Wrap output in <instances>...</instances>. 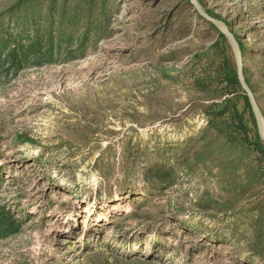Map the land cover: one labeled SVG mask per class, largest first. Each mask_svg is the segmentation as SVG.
Returning a JSON list of instances; mask_svg holds the SVG:
<instances>
[{"label": "rangeland", "instance_id": "374dc122", "mask_svg": "<svg viewBox=\"0 0 264 264\" xmlns=\"http://www.w3.org/2000/svg\"><path fill=\"white\" fill-rule=\"evenodd\" d=\"M14 2L0 36L45 29L20 67L0 50V209L17 220L0 264H264V156L229 139L238 115L254 128L220 29L188 0ZM198 2L264 115V0Z\"/></svg>", "mask_w": 264, "mask_h": 264}, {"label": "trees", "instance_id": "16d2710c", "mask_svg": "<svg viewBox=\"0 0 264 264\" xmlns=\"http://www.w3.org/2000/svg\"><path fill=\"white\" fill-rule=\"evenodd\" d=\"M32 0H15L14 4L8 9L7 12H11L13 10H17L20 9L22 7H24L25 5L29 4ZM201 2V0H199ZM187 2V0H186ZM188 3V2H187ZM206 12L208 14H210L211 16L214 17H218L216 14H214L212 11L206 9ZM4 16V13H0V21L2 19V17ZM52 18V16H51ZM198 18L202 19L200 16H198ZM53 21V18H52ZM210 27L215 28V26H213L212 24H208ZM45 29V27L43 25H41V23L38 21H34L32 22V29L29 28H21L20 30L16 31V32H12V31H7L5 30L2 35L0 36V50L2 51H6V53L8 55H10V58L12 59V64L13 63H18V66H21V61H20V57L15 56V50L16 48H21L24 46L27 47H32L35 42H39V31ZM218 33L220 34L221 38L225 40L223 34L218 30ZM52 35V34H51ZM51 44L53 42V37L50 38ZM12 46V48H11ZM226 77V81L227 83H229L230 85H232L233 87H235L239 92H241V95L244 99V104L245 107L248 111V114L250 116V120L253 124V139L251 140L248 136V129L245 125V123L243 122L242 116L238 115V123H237V128H238V132L237 136H232L231 138H229L232 142H236V141H241V142H245L246 144L252 145L253 148L261 155L264 156V146L262 145V139L259 133L258 128L256 127L248 100L245 96V94L242 92L237 77H236V72L235 70H228L225 74ZM247 83L249 84L250 88L252 89V86L250 85V83L248 82V79H246ZM224 112H220L218 115H222ZM21 138H25L24 136H22ZM27 140V138H25ZM24 139V140H25ZM17 220H12V218H10L9 216H5V213L3 212L2 209H0V226L1 225H6V227H4L5 229V234L11 233L12 232V226L14 223H16Z\"/></svg>", "mask_w": 264, "mask_h": 264}, {"label": "water", "instance_id": "95a60500", "mask_svg": "<svg viewBox=\"0 0 264 264\" xmlns=\"http://www.w3.org/2000/svg\"><path fill=\"white\" fill-rule=\"evenodd\" d=\"M188 3L190 4V6L193 7L196 14L200 16L206 23L212 24L216 28L220 29L233 54L236 77L242 92L245 94L248 100L256 127L258 128V130L264 129V115L261 111V108L258 105V102L255 98L252 89L250 88L249 84L246 81L243 72L242 56L238 48L237 42L233 37L232 32L230 31L228 25L221 19L208 14L206 10L198 2V0H188ZM262 135L264 137V133Z\"/></svg>", "mask_w": 264, "mask_h": 264}, {"label": "bare ground", "instance_id": "6f19581e", "mask_svg": "<svg viewBox=\"0 0 264 264\" xmlns=\"http://www.w3.org/2000/svg\"><path fill=\"white\" fill-rule=\"evenodd\" d=\"M260 132L263 134L264 133V129H260ZM64 232H67V231H64Z\"/></svg>", "mask_w": 264, "mask_h": 264}]
</instances>
